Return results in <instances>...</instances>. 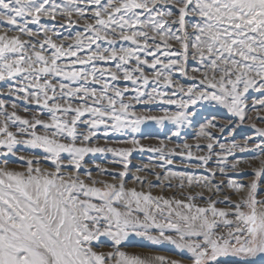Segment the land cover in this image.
I'll return each mask as SVG.
<instances>
[{
    "label": "snow or ice",
    "instance_id": "snow-or-ice-1",
    "mask_svg": "<svg viewBox=\"0 0 264 264\" xmlns=\"http://www.w3.org/2000/svg\"><path fill=\"white\" fill-rule=\"evenodd\" d=\"M0 264H264V0H0Z\"/></svg>",
    "mask_w": 264,
    "mask_h": 264
},
{
    "label": "rangeland",
    "instance_id": "rangeland-1",
    "mask_svg": "<svg viewBox=\"0 0 264 264\" xmlns=\"http://www.w3.org/2000/svg\"><path fill=\"white\" fill-rule=\"evenodd\" d=\"M138 111H145L144 108H138ZM174 110V109H173ZM153 111H157L156 109H153ZM207 115V113H205ZM222 122H226L227 118L226 117H219ZM143 128V126H142ZM144 131V138L142 139V143L145 144L146 146L149 144L155 145L157 142V139H163V135H158L160 133L164 132V128L160 125H151L147 128H143ZM251 131L249 130H241V134L236 135V139L240 140L242 139V136L244 135H251ZM225 137H227L229 134L226 132ZM140 138V137H137ZM123 137H113L112 138V143L115 144L116 146H120V142L123 140ZM189 140L191 142V137H181L180 140H173L172 143L179 144L183 140ZM103 143V141H101ZM148 153H133L132 156V162L134 164H146L148 162ZM147 158V159H146ZM108 159L111 160L112 156L109 155ZM174 164H176L180 170H183L184 167H188V163L185 161L182 163V161L179 158L174 159ZM14 167H19L18 165H13ZM107 166V165H105ZM194 167V165H191ZM135 171V169H133ZM249 177H243V179H248ZM175 183V182H174ZM168 190V191H167ZM173 189H165V192L163 194L166 195H171ZM178 191V190H176ZM169 192V193H168ZM153 194H160V188H156V190H153ZM235 198V197H233ZM222 206V205H221ZM147 242H141L139 238H134L130 243L126 244L124 248H122L123 251L128 252L129 254H140V255H163L166 257L174 258V259H180V257L176 254V252L172 249L171 245L164 244L162 246H154V247H149L146 246ZM137 249V250H136ZM140 251V252H137ZM149 251V252H148Z\"/></svg>",
    "mask_w": 264,
    "mask_h": 264
},
{
    "label": "bare ground",
    "instance_id": "bare-ground-1",
    "mask_svg": "<svg viewBox=\"0 0 264 264\" xmlns=\"http://www.w3.org/2000/svg\"><path fill=\"white\" fill-rule=\"evenodd\" d=\"M147 159V158H146ZM148 160V159H147ZM156 190V189H155ZM168 191V190H167ZM169 193V192H168ZM177 194H178V191H177ZM137 250V249H136ZM137 252H140V251H137ZM149 252V251H148ZM144 255V254H143Z\"/></svg>",
    "mask_w": 264,
    "mask_h": 264
}]
</instances>
